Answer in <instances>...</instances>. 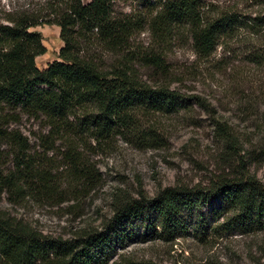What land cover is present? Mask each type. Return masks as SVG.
Instances as JSON below:
<instances>
[{
    "label": "trees",
    "instance_id": "16d2710c",
    "mask_svg": "<svg viewBox=\"0 0 264 264\" xmlns=\"http://www.w3.org/2000/svg\"><path fill=\"white\" fill-rule=\"evenodd\" d=\"M114 2L45 0L47 13L9 11L7 22H0V142H8L16 152L14 169L4 174L0 168V188L14 196L24 197L26 189L36 192L39 186L48 193L58 181L48 164L36 163L28 154L27 136L4 128L9 122L27 116L44 124L48 130L41 141L46 151H54L57 142L64 146L60 155L70 168V186L88 185L96 176L79 152L87 141L100 144L117 134L142 131L139 115L177 111L190 100L214 112L200 95L171 88L170 80L151 86L141 79L139 66H152L167 77L163 53L181 36L191 41L202 60H209L224 39L240 34L264 38L261 12L224 8L207 0H142L143 8L116 14ZM42 23L57 25L63 42L59 59L44 69L35 59L46 47L41 34L31 30ZM142 32L149 34L152 44L133 48V39ZM248 51L251 62L263 63L264 46ZM213 122L226 154H239L242 149L231 126L217 118ZM208 191L167 187L150 199L120 201L103 230L75 240L51 239L0 216V264H105L139 228L144 233L157 232V227L165 233L186 231L184 214L211 196L219 195L217 210L232 209L238 222L264 224V183L240 165L232 177L220 176ZM205 229L200 222L194 230Z\"/></svg>",
    "mask_w": 264,
    "mask_h": 264
},
{
    "label": "rangeland",
    "instance_id": "374dc122",
    "mask_svg": "<svg viewBox=\"0 0 264 264\" xmlns=\"http://www.w3.org/2000/svg\"><path fill=\"white\" fill-rule=\"evenodd\" d=\"M44 1L0 0V22H7L9 11L47 13ZM207 1L264 14V0ZM141 8L142 0H115L113 9L123 14ZM31 30L41 34L46 47L40 62L35 59L44 69L59 59L63 45L59 27L42 23ZM150 44L149 34L142 32L131 46L145 48ZM252 46H264L263 36L240 34L224 39L209 60H202L195 55L191 41L181 36L163 53L167 77L152 66H139L141 79L151 86L170 80L171 88L184 95H200L214 112L190 100L187 107L177 111L139 115L142 131L117 134L100 144L87 141L79 152L96 176L88 185L70 186V168L60 155L64 146L58 147L57 142L54 151H46L41 141L48 130L44 124L27 116L9 122L4 128L18 129L27 136L28 154L36 163L41 160L48 164L58 182L48 193L39 191V186L36 192L26 189L24 197L19 198L0 188V216L51 239L75 240L84 233L103 230L120 201L150 199L167 187H197L207 194L220 176L232 177L239 165L264 183V61L258 65L249 60L247 53ZM213 118L231 126L242 149L239 154H226ZM15 154L8 142H0L4 174L14 169ZM220 205V196H211L186 212V231L165 233L157 227V232L144 233V228H139L105 264H264V224L240 223L232 209L217 210ZM200 222L206 226L202 233L194 230Z\"/></svg>",
    "mask_w": 264,
    "mask_h": 264
},
{
    "label": "bare ground",
    "instance_id": "6f19581e",
    "mask_svg": "<svg viewBox=\"0 0 264 264\" xmlns=\"http://www.w3.org/2000/svg\"><path fill=\"white\" fill-rule=\"evenodd\" d=\"M44 55V54H43ZM43 55H39L38 57H36V61H38V62H40V60H41V57L40 56H42V57H44ZM39 64V63H38Z\"/></svg>",
    "mask_w": 264,
    "mask_h": 264
}]
</instances>
